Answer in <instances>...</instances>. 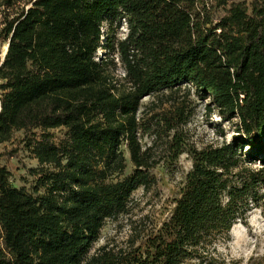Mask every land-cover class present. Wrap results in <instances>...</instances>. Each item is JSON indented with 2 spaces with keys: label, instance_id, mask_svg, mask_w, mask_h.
Masks as SVG:
<instances>
[{
  "label": "trees",
  "instance_id": "16d2710c",
  "mask_svg": "<svg viewBox=\"0 0 264 264\" xmlns=\"http://www.w3.org/2000/svg\"><path fill=\"white\" fill-rule=\"evenodd\" d=\"M184 83L239 137L186 148L176 132L170 159L187 151L193 167L168 219L139 245L90 253L157 182L141 100ZM175 105L158 122L170 131L189 118L185 98ZM17 131L38 164L30 189L0 167V264H212L264 186L240 153L264 149V0H0V144Z\"/></svg>",
  "mask_w": 264,
  "mask_h": 264
},
{
  "label": "rangeland",
  "instance_id": "374dc122",
  "mask_svg": "<svg viewBox=\"0 0 264 264\" xmlns=\"http://www.w3.org/2000/svg\"><path fill=\"white\" fill-rule=\"evenodd\" d=\"M236 1L246 2L251 8L253 0ZM126 32L127 24L124 22L118 36ZM123 74V68L119 67L116 78ZM183 98L187 102L189 118L186 123L170 131L164 127L163 122L158 123L159 119L165 110L177 106L175 104ZM211 102V98H205L193 83H184L181 89L173 93L160 92L141 100V143L143 147L152 146L156 155L162 159L152 170L157 182L149 189L140 187L134 191L130 211L106 222L90 253L107 242L127 246L129 241H135L139 245L168 219L185 185L187 174L193 167L192 157L187 151L177 159H170L169 143L176 132L181 133L186 148L230 143L239 137L235 120H225L216 109L210 110L208 105ZM23 137L24 132L17 131L10 141L0 144V167H6L13 173L12 180L17 186L30 189L33 178L29 176L28 168L37 166L38 161L21 142ZM247 142L242 144L240 150L245 166L254 170L264 168L263 146L259 142ZM260 192L259 203L249 208L245 219L238 220L229 236L216 242L212 264H264V186ZM190 264L206 262L201 263L196 259Z\"/></svg>",
  "mask_w": 264,
  "mask_h": 264
},
{
  "label": "water",
  "instance_id": "95a60500",
  "mask_svg": "<svg viewBox=\"0 0 264 264\" xmlns=\"http://www.w3.org/2000/svg\"><path fill=\"white\" fill-rule=\"evenodd\" d=\"M7 49H8V47L6 48V51H5V53H4V56H5L6 52H7ZM3 60H4V58H3Z\"/></svg>",
  "mask_w": 264,
  "mask_h": 264
},
{
  "label": "bare ground",
  "instance_id": "6f19581e",
  "mask_svg": "<svg viewBox=\"0 0 264 264\" xmlns=\"http://www.w3.org/2000/svg\"><path fill=\"white\" fill-rule=\"evenodd\" d=\"M7 47H8V46H5V51H6V48H7ZM5 51H4V52H5Z\"/></svg>",
  "mask_w": 264,
  "mask_h": 264
}]
</instances>
